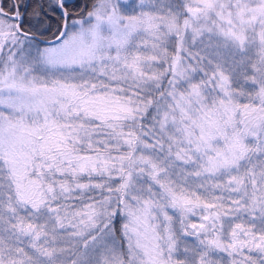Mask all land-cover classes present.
Returning a JSON list of instances; mask_svg holds the SVG:
<instances>
[{"label": "snow or ice", "instance_id": "obj_1", "mask_svg": "<svg viewBox=\"0 0 264 264\" xmlns=\"http://www.w3.org/2000/svg\"><path fill=\"white\" fill-rule=\"evenodd\" d=\"M0 264H264V0H0Z\"/></svg>", "mask_w": 264, "mask_h": 264}]
</instances>
